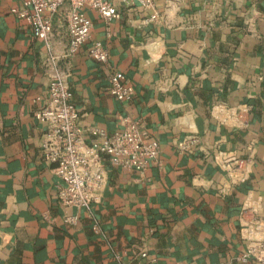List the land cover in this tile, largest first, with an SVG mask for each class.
Segmentation results:
<instances>
[{"label": "crops", "instance_id": "1", "mask_svg": "<svg viewBox=\"0 0 264 264\" xmlns=\"http://www.w3.org/2000/svg\"><path fill=\"white\" fill-rule=\"evenodd\" d=\"M21 5L0 0V264H115L116 254L134 264L240 257L248 196L264 218V0L122 7L110 31L87 10L91 42L109 50L135 96L123 104L108 93L110 72L88 57L87 44L69 80L79 125L113 135L124 118L139 120L159 143L162 162L144 183L109 169L103 201L91 213L57 202L61 181L44 161L45 131L34 118V101L47 96V53L11 13ZM216 152L236 156L244 172L234 174L226 195Z\"/></svg>", "mask_w": 264, "mask_h": 264}, {"label": "built area", "instance_id": "2", "mask_svg": "<svg viewBox=\"0 0 264 264\" xmlns=\"http://www.w3.org/2000/svg\"><path fill=\"white\" fill-rule=\"evenodd\" d=\"M156 1L21 0L22 5L11 11L17 19L26 22L34 39L45 44L47 57L43 66L47 96L34 101L39 106L34 118L45 131L41 142L44 161L61 181L56 186L57 202L67 210L91 213L103 201L111 168L135 174V182L144 183L152 167L162 166L160 145L139 120L124 118L121 129L113 135L100 127H80V114L73 104L69 83L73 58L90 43L88 57L110 72L108 93L123 104L133 101L135 90L123 73L113 70L109 50L100 42H91L94 25L86 12H97L110 31L113 23L121 19L122 7L149 12L156 9ZM150 21H157V16L151 14ZM215 161L228 178L227 184L219 190L226 195L237 182L234 174L244 172L233 154L216 152ZM259 211L254 198L248 196L240 217L244 252L222 264H264V218ZM75 219L67 217L66 221L72 223ZM139 256L147 259L145 252ZM115 261V264H134L125 262L122 254H116Z\"/></svg>", "mask_w": 264, "mask_h": 264}, {"label": "bare ground", "instance_id": "3", "mask_svg": "<svg viewBox=\"0 0 264 264\" xmlns=\"http://www.w3.org/2000/svg\"><path fill=\"white\" fill-rule=\"evenodd\" d=\"M221 116V113H218Z\"/></svg>", "mask_w": 264, "mask_h": 264}]
</instances>
